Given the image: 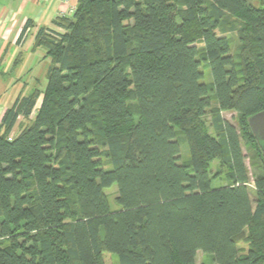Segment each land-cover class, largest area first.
I'll list each match as a JSON object with an SVG mask.
<instances>
[{"label": "trees", "instance_id": "16d2710c", "mask_svg": "<svg viewBox=\"0 0 264 264\" xmlns=\"http://www.w3.org/2000/svg\"><path fill=\"white\" fill-rule=\"evenodd\" d=\"M38 47L45 89L0 121V264H264V0H77Z\"/></svg>", "mask_w": 264, "mask_h": 264}, {"label": "crops", "instance_id": "0c3cea01", "mask_svg": "<svg viewBox=\"0 0 264 264\" xmlns=\"http://www.w3.org/2000/svg\"><path fill=\"white\" fill-rule=\"evenodd\" d=\"M76 3L77 0H70L72 10ZM70 12L63 0H0V121L15 99L22 95L19 93L14 97L8 93L9 89L13 90L19 83V79L9 75L15 68H20L21 55L28 52V55L34 54L33 42L39 28H52L55 18L70 15ZM28 21L32 26L23 41L18 43L20 33ZM39 104L40 100L36 108Z\"/></svg>", "mask_w": 264, "mask_h": 264}, {"label": "rangeland", "instance_id": "374dc122", "mask_svg": "<svg viewBox=\"0 0 264 264\" xmlns=\"http://www.w3.org/2000/svg\"><path fill=\"white\" fill-rule=\"evenodd\" d=\"M253 5L258 6V0H248ZM198 48H201V45H198ZM29 53V52H28ZM23 53L21 55V64L20 68H15L11 75L15 79H19V83L12 90L9 89L8 93L13 94L15 97L17 94H22V96L29 95L33 90L37 89L39 91H43L47 84V71L50 67V59L46 57V52L43 48L38 47L35 49L34 54L31 53ZM204 72V81L208 83L209 79L207 76V71L203 69ZM16 83V82H15ZM13 97V98H14ZM10 101V100H9ZM222 117L229 122L230 124L236 126V119L233 113L224 112L222 113ZM207 125L210 124L211 115L207 114L205 116ZM211 134H213V130L209 128ZM17 133V129L14 130L13 134ZM242 150L245 153L246 149L242 145ZM189 155L184 145L181 146V162L186 161ZM105 163L108 161L104 160ZM246 168L248 170V183L250 186V197L251 200L254 201L255 194L253 190V178H252V169L249 165V160H245ZM228 169L225 166L220 165L217 161H214L210 165V174L215 177L211 181L212 188H220L226 186L228 184ZM116 185H112L110 188L105 190V194L108 198V203L111 211L118 210V206L115 203L116 198ZM239 248H242L246 253L247 246L243 242L239 243ZM104 263L105 264H118L117 256L113 254H103ZM196 264H210V258L207 255H204L201 252H197L195 256Z\"/></svg>", "mask_w": 264, "mask_h": 264}, {"label": "water", "instance_id": "95a60500", "mask_svg": "<svg viewBox=\"0 0 264 264\" xmlns=\"http://www.w3.org/2000/svg\"><path fill=\"white\" fill-rule=\"evenodd\" d=\"M249 128L260 149L264 152V110L248 119Z\"/></svg>", "mask_w": 264, "mask_h": 264}, {"label": "built area", "instance_id": "2783aa9c", "mask_svg": "<svg viewBox=\"0 0 264 264\" xmlns=\"http://www.w3.org/2000/svg\"><path fill=\"white\" fill-rule=\"evenodd\" d=\"M63 4L65 5V6H67L68 8H70V10H71V14H72V12H73V8H71V4H70V0H63ZM8 141H11V137H9L8 138Z\"/></svg>", "mask_w": 264, "mask_h": 264}]
</instances>
